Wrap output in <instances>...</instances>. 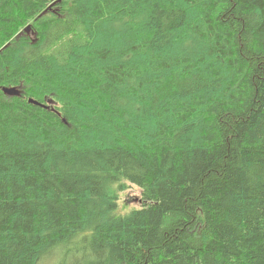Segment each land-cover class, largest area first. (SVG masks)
<instances>
[{
	"label": "trees",
	"instance_id": "obj_1",
	"mask_svg": "<svg viewBox=\"0 0 264 264\" xmlns=\"http://www.w3.org/2000/svg\"><path fill=\"white\" fill-rule=\"evenodd\" d=\"M55 250L264 264V0H0V264Z\"/></svg>",
	"mask_w": 264,
	"mask_h": 264
},
{
	"label": "rangeland",
	"instance_id": "obj_2",
	"mask_svg": "<svg viewBox=\"0 0 264 264\" xmlns=\"http://www.w3.org/2000/svg\"><path fill=\"white\" fill-rule=\"evenodd\" d=\"M31 35V34H30ZM141 190L134 184H129V187L120 192L118 206L115 213H125L132 207H139L141 205ZM59 251H54L53 253L47 255L41 261L42 264H56V259H62V254Z\"/></svg>",
	"mask_w": 264,
	"mask_h": 264
},
{
	"label": "water",
	"instance_id": "obj_3",
	"mask_svg": "<svg viewBox=\"0 0 264 264\" xmlns=\"http://www.w3.org/2000/svg\"><path fill=\"white\" fill-rule=\"evenodd\" d=\"M25 30L28 31L29 28L26 26L25 27ZM2 90L5 91L8 94H10V93H16V91H17L16 88H11V89L9 88L8 89V88H5V87H3ZM28 101L29 102H32V103H35V104H40L41 106H44V107H48L47 105H44V104H42V103H40V102H38V101H36V100H34L32 98H28Z\"/></svg>",
	"mask_w": 264,
	"mask_h": 264
},
{
	"label": "flooded vegetation",
	"instance_id": "obj_4",
	"mask_svg": "<svg viewBox=\"0 0 264 264\" xmlns=\"http://www.w3.org/2000/svg\"><path fill=\"white\" fill-rule=\"evenodd\" d=\"M27 32H29V31H27Z\"/></svg>",
	"mask_w": 264,
	"mask_h": 264
}]
</instances>
